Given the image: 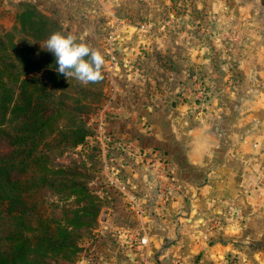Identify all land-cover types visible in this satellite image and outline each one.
Instances as JSON below:
<instances>
[{
  "label": "crops",
  "instance_id": "crops-1",
  "mask_svg": "<svg viewBox=\"0 0 264 264\" xmlns=\"http://www.w3.org/2000/svg\"><path fill=\"white\" fill-rule=\"evenodd\" d=\"M10 1L96 46L111 86L98 135L134 151L107 150L122 153L118 177L145 216L104 182L110 206L76 264H264V0H0V11ZM204 22L209 48L190 32Z\"/></svg>",
  "mask_w": 264,
  "mask_h": 264
},
{
  "label": "trees",
  "instance_id": "trees-1",
  "mask_svg": "<svg viewBox=\"0 0 264 264\" xmlns=\"http://www.w3.org/2000/svg\"><path fill=\"white\" fill-rule=\"evenodd\" d=\"M20 7L23 9L18 16L20 28L23 29L27 21L30 29L36 28L42 33L56 31L57 23L38 12L32 4L22 3ZM39 37L33 36L35 40H40ZM21 62L34 67L29 57L22 55V50L8 35L0 34V143L4 137H8V146L13 148L11 157L0 152V264H74V257L82 250L79 243L82 233L96 227L103 206L86 183L40 185L46 180L41 176L38 179L34 177L33 184L23 191L17 179H10L11 172L17 171L20 166L18 157L22 154L18 152L22 147L31 153L40 144L51 149L50 144L41 143L42 140L36 138H42L60 112L56 109L54 113L48 112L49 93L44 80L37 76H26L35 71L33 69L22 75L19 71ZM8 79L12 83V91L7 88ZM7 113L12 115L17 126L13 137L6 135L3 128ZM24 122H30L28 128L19 127ZM79 122L82 123V119ZM49 131H52V127ZM88 131L86 123H82L69 131L71 139L65 135V139L56 145L69 144L75 148L85 141ZM55 174L63 176L64 172H52V175ZM71 177L75 179L79 175L71 174ZM45 190L60 196L55 203H51V213H48V206L41 199ZM25 193L32 202L26 201Z\"/></svg>",
  "mask_w": 264,
  "mask_h": 264
},
{
  "label": "rangeland",
  "instance_id": "rangeland-1",
  "mask_svg": "<svg viewBox=\"0 0 264 264\" xmlns=\"http://www.w3.org/2000/svg\"><path fill=\"white\" fill-rule=\"evenodd\" d=\"M20 4H14L10 1V4L0 11V34L8 35L15 45L22 50V55H27L31 62L30 67L24 65L22 62L19 65V71L22 75L28 74L32 69L35 70L31 74L26 76H37L44 80L46 85V91L49 93L46 106L48 112L54 113L55 109L60 110L56 118L50 123L51 125L45 131V133L36 138L42 140L41 143L50 144L51 149L43 147L40 144L33 153L29 152L26 147H22L18 153L22 154L18 157L20 166L17 171H12L10 179H17L22 186L23 191H27L29 185L33 184V178L38 179L43 176L46 180L40 185H73L78 183H86L89 190L97 196L103 208L101 209L98 222L96 227L92 230H87L82 233V240L79 242L82 250L74 257L75 263L81 257L84 252V248L81 246L84 243L93 239L94 231L98 228L100 221H102V214L107 212V208L110 206V196L108 190L105 191V183H110L109 178L118 176L115 175V169L118 168V158L122 156V153L117 152V155H111L107 150L110 145L102 144L101 137L98 135L100 132V121L102 119H108L111 117V113L107 111V105L111 101V89L108 75L104 72V67L101 68L102 79L96 83L82 84L74 78H66L61 74H58L56 68L55 56L46 50L44 42L52 33H42L35 29H30L29 24L26 21L24 28H20L18 24V16L22 11ZM52 21L56 22L54 19ZM56 31L62 33H68V29L60 23L56 22ZM51 29V28H50ZM53 30V29H52ZM196 40L204 44L203 48H207V41L210 39L208 34L213 35L209 30L206 23L203 26L195 28L192 32ZM34 35L40 36V40H35ZM192 35V36H193ZM6 40V39H5ZM209 48V47H208ZM96 49V46H94ZM207 50H205L206 52ZM207 53V52H206ZM49 76V77H48ZM138 88L140 90L141 98L150 95L153 92V84L148 79H140ZM197 79L195 83H197ZM7 88L13 90L11 81L6 80ZM202 85V84H201ZM207 85V84H206ZM203 88L206 89L207 86ZM158 88V86H156ZM159 90V88H158ZM202 93V91H200ZM9 99V98H8ZM8 99L6 104L8 103ZM44 105V104H42ZM45 106V105H44ZM102 109L104 112L102 113ZM82 119V123H86L88 127V136L85 141L77 146L71 147L69 144L64 146L56 145L58 141L64 140L65 135H68V139H71L72 135L70 130L76 127H80L82 124L79 122ZM25 123V124H24ZM19 127L28 128L30 122H24ZM16 123L13 120L11 114L7 113L6 120L3 128L6 131V135L13 137L16 134ZM52 131H49L51 129ZM54 129V131H53ZM70 134V135H69ZM10 139L3 138V142L0 143V152L5 153L8 157H11L10 151L13 150L11 146H8ZM1 141V140H0ZM104 146V148H102ZM45 156V157H42ZM111 158L109 162L108 171L105 169V160ZM113 158V159H112ZM32 163V165H31ZM10 169V168H9ZM62 170L64 175H52V172ZM68 176L66 177V175ZM71 174H77L79 177H71ZM113 178V179H115ZM110 185V184H109ZM44 195L41 197L48 206V213H51V203H55L60 196L53 195L51 191L43 192ZM26 195V201L32 202L33 200ZM39 200V197H36Z\"/></svg>",
  "mask_w": 264,
  "mask_h": 264
},
{
  "label": "clouds",
  "instance_id": "clouds-1",
  "mask_svg": "<svg viewBox=\"0 0 264 264\" xmlns=\"http://www.w3.org/2000/svg\"><path fill=\"white\" fill-rule=\"evenodd\" d=\"M44 47L55 56L58 74L74 78L82 84L96 83L102 79L104 58L83 36L57 31L49 35Z\"/></svg>",
  "mask_w": 264,
  "mask_h": 264
},
{
  "label": "built area",
  "instance_id": "built-area-1",
  "mask_svg": "<svg viewBox=\"0 0 264 264\" xmlns=\"http://www.w3.org/2000/svg\"><path fill=\"white\" fill-rule=\"evenodd\" d=\"M107 45H106V56L111 65H116L117 63V55H116V45L118 43V38L115 32H111L106 37ZM101 122V121H100ZM103 141L105 144H109L110 146L113 145V148H116L117 150H122L125 154H129L131 156V153H133V148L131 144H116V142L109 136L105 135ZM113 159V158H112ZM109 162H111V158L105 160V169L108 171L109 169ZM115 175H118L117 169H115ZM111 183L115 184L117 190L119 193L124 194L127 198V207L135 213L136 216H138L140 219H142L146 214V208L143 204L142 198L137 194H129L127 192L126 185H124L123 180L118 177L113 179L112 177L109 178ZM114 186V185H113ZM138 245H145L147 242V239L145 236L139 237L137 240Z\"/></svg>",
  "mask_w": 264,
  "mask_h": 264
}]
</instances>
